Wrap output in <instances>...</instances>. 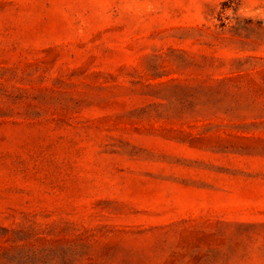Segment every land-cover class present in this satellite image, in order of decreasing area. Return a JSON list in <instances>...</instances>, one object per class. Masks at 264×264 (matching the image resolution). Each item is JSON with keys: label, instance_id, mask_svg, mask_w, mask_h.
<instances>
[{"label": "rangeland", "instance_id": "obj_1", "mask_svg": "<svg viewBox=\"0 0 264 264\" xmlns=\"http://www.w3.org/2000/svg\"><path fill=\"white\" fill-rule=\"evenodd\" d=\"M0 264H264V0H0Z\"/></svg>", "mask_w": 264, "mask_h": 264}]
</instances>
